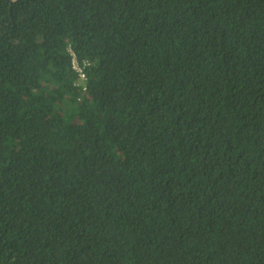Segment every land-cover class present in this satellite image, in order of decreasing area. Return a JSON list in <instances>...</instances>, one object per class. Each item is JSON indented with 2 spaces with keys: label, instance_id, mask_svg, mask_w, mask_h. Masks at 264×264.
<instances>
[{
  "label": "trees",
  "instance_id": "trees-1",
  "mask_svg": "<svg viewBox=\"0 0 264 264\" xmlns=\"http://www.w3.org/2000/svg\"><path fill=\"white\" fill-rule=\"evenodd\" d=\"M0 264H264V0H0Z\"/></svg>",
  "mask_w": 264,
  "mask_h": 264
},
{
  "label": "built area",
  "instance_id": "built-area-1",
  "mask_svg": "<svg viewBox=\"0 0 264 264\" xmlns=\"http://www.w3.org/2000/svg\"><path fill=\"white\" fill-rule=\"evenodd\" d=\"M73 59H72V68L75 70V72L77 73V76L79 78V80H85V73L83 71V68L80 67L76 62V58L73 52H71Z\"/></svg>",
  "mask_w": 264,
  "mask_h": 264
}]
</instances>
